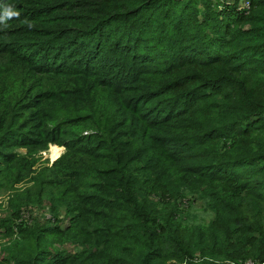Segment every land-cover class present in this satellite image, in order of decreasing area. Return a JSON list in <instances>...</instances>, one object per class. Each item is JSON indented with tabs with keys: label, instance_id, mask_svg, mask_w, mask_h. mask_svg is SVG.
I'll use <instances>...</instances> for the list:
<instances>
[{
	"label": "trees",
	"instance_id": "16d2710c",
	"mask_svg": "<svg viewBox=\"0 0 264 264\" xmlns=\"http://www.w3.org/2000/svg\"><path fill=\"white\" fill-rule=\"evenodd\" d=\"M6 6L20 16L0 31V189L14 190L0 264L264 261V0ZM49 143L64 153L33 170ZM196 198L209 221L190 220Z\"/></svg>",
	"mask_w": 264,
	"mask_h": 264
},
{
	"label": "rangeland",
	"instance_id": "374dc122",
	"mask_svg": "<svg viewBox=\"0 0 264 264\" xmlns=\"http://www.w3.org/2000/svg\"><path fill=\"white\" fill-rule=\"evenodd\" d=\"M6 27H8V26H6ZM4 28H5V26L2 25V27H0V31ZM4 42H5V40L0 39V44H3ZM10 47L11 46H8L7 48L10 49ZM101 47H103V49H111L109 42H107L106 40L102 43ZM105 63H109V60H105ZM126 71L129 75L133 73L129 69H126ZM38 77H40L41 80L38 79ZM38 77H37V79L39 80V91L42 93V95H44V98L54 99L52 97L48 98L46 96V94L55 92L56 89L53 86L57 85L59 82L53 81V79H56L57 77L50 76V75H40ZM71 79L72 78L69 76H65V77L61 78V80L63 82L61 89L68 88ZM55 105L56 104H54L52 108L48 109V111H50V113L57 111V108ZM83 129L86 130L85 128H83ZM74 130L78 132L79 128H75ZM54 144H56V145H54ZM57 149H59L61 151L56 153ZM15 151L18 153L26 154L27 148H25L23 146H19L15 149ZM64 151H65V147L63 145H59L57 143H49L45 149L40 148L39 150L36 151L35 155L38 158H37L36 162L34 163V165L32 166V169L36 170V169L40 168L41 166L49 165L53 160H55L62 153H64ZM22 185H23V183H21V182L16 183V184H14V188L21 187ZM13 191L14 190L9 185L6 186V188L0 189V248H1L2 244L4 243V241L7 239V237L4 234V228L1 226V219L6 217L9 213V198L11 197V194ZM188 210L191 212V214L194 215L193 218H190V220L192 222H195V221L196 222H207L212 217L211 212L207 211L203 207V202L199 198H196L194 200L193 204L189 207ZM30 211H33V213H36V214L41 215V216L47 215L48 218L51 214L49 212L48 206H46V205H44V206H42V205L41 206L30 205L23 210V216L26 215V217H27Z\"/></svg>",
	"mask_w": 264,
	"mask_h": 264
},
{
	"label": "clouds",
	"instance_id": "9594fccd",
	"mask_svg": "<svg viewBox=\"0 0 264 264\" xmlns=\"http://www.w3.org/2000/svg\"><path fill=\"white\" fill-rule=\"evenodd\" d=\"M19 16H20L19 11L14 10L12 8V6H6V7H4L3 12L0 13V24H4V26L6 27L7 26L6 20L7 19H10L13 17L18 18ZM29 27H31L30 24H29Z\"/></svg>",
	"mask_w": 264,
	"mask_h": 264
},
{
	"label": "built area",
	"instance_id": "2783aa9c",
	"mask_svg": "<svg viewBox=\"0 0 264 264\" xmlns=\"http://www.w3.org/2000/svg\"><path fill=\"white\" fill-rule=\"evenodd\" d=\"M224 262L225 264H264V261H260V260L253 259V258L239 259V260H226Z\"/></svg>",
	"mask_w": 264,
	"mask_h": 264
}]
</instances>
